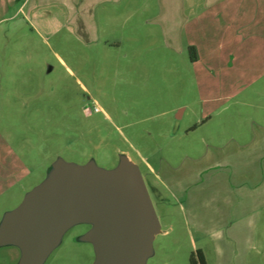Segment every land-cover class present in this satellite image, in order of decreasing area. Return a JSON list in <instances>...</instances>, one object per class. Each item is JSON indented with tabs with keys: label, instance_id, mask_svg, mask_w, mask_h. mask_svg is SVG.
<instances>
[{
	"label": "rangeland",
	"instance_id": "rangeland-1",
	"mask_svg": "<svg viewBox=\"0 0 264 264\" xmlns=\"http://www.w3.org/2000/svg\"><path fill=\"white\" fill-rule=\"evenodd\" d=\"M204 1L187 0V13ZM82 2L45 0L32 19L0 8V226L59 159L113 169L124 156L160 221L145 264H191L198 250L207 264H264V38L219 47L211 13L180 51L145 28L161 0H120V28L87 40ZM138 23L149 26L129 45ZM91 227L65 229L42 264H93ZM21 256L0 244V264Z\"/></svg>",
	"mask_w": 264,
	"mask_h": 264
},
{
	"label": "water",
	"instance_id": "water-1",
	"mask_svg": "<svg viewBox=\"0 0 264 264\" xmlns=\"http://www.w3.org/2000/svg\"><path fill=\"white\" fill-rule=\"evenodd\" d=\"M93 223V264H145L160 228L140 168L122 156L113 169L94 161L79 165L59 159L49 176L6 213L0 244L21 249L19 264H42L74 223Z\"/></svg>",
	"mask_w": 264,
	"mask_h": 264
},
{
	"label": "crops",
	"instance_id": "crops-1",
	"mask_svg": "<svg viewBox=\"0 0 264 264\" xmlns=\"http://www.w3.org/2000/svg\"><path fill=\"white\" fill-rule=\"evenodd\" d=\"M44 1L45 0H1L0 8H5V11L11 10L12 14L10 18L12 19L19 14L23 15V18L32 19L31 15L35 14ZM59 1L62 2L63 5L69 7V10H76L72 5L76 0H72L73 2H71V0ZM107 1H113L115 6L113 5L112 8L106 7L104 3ZM119 1L120 0H84V2H82V4L85 5L87 40H99L101 35H106L105 39H109L108 37L114 30L120 28L116 25L114 26L116 29H114L113 24H110V21H112L114 17H120L125 14L124 10H119L117 6ZM161 2V8L158 12L155 10V16L151 18L152 21L146 22L151 23L150 27H145L150 30L149 35L157 39L155 43L158 41H165L167 46L176 45L180 51L185 45L188 47L189 45L195 46L187 42L189 26L200 24V22L204 23L207 20V16L211 13L213 14L214 35L215 39L218 40L219 47L226 46L227 42L238 36H242L241 40L244 41V43L251 39L264 38V0H246L244 8L242 6L238 7L237 0H205L201 10L190 14L187 13L186 9L185 3L187 0H161ZM101 5H103L102 15L106 17V23L102 25L103 28H100V25L95 21V15L99 13V7ZM146 23H138L137 27L131 24V32L127 29L123 34V36L127 38V44L131 45L132 42L138 41L139 34H137V31H140V29L144 27V24L145 26H149ZM125 25L127 24L122 25V31L126 29ZM160 28L163 34L159 35L158 30ZM242 30L245 31V35L241 34ZM259 42L260 41H256L255 43L254 41L251 45H256ZM109 43L119 47L123 45V40L122 38H117Z\"/></svg>",
	"mask_w": 264,
	"mask_h": 264
},
{
	"label": "trees",
	"instance_id": "trees-1",
	"mask_svg": "<svg viewBox=\"0 0 264 264\" xmlns=\"http://www.w3.org/2000/svg\"><path fill=\"white\" fill-rule=\"evenodd\" d=\"M191 264H207L205 254L202 250L197 251V255L194 254L190 257Z\"/></svg>",
	"mask_w": 264,
	"mask_h": 264
},
{
	"label": "built area",
	"instance_id": "built-area-1",
	"mask_svg": "<svg viewBox=\"0 0 264 264\" xmlns=\"http://www.w3.org/2000/svg\"><path fill=\"white\" fill-rule=\"evenodd\" d=\"M85 110H86L88 113L91 112V108H90V107H87V106H86V107H85ZM94 110H95V111H98V110H100V109H99L98 106H95V107H94Z\"/></svg>",
	"mask_w": 264,
	"mask_h": 264
},
{
	"label": "flooded vegetation",
	"instance_id": "flooded-vegetation-1",
	"mask_svg": "<svg viewBox=\"0 0 264 264\" xmlns=\"http://www.w3.org/2000/svg\"><path fill=\"white\" fill-rule=\"evenodd\" d=\"M151 189L154 191V190H155L154 186H152ZM91 228H92V227H91Z\"/></svg>",
	"mask_w": 264,
	"mask_h": 264
}]
</instances>
